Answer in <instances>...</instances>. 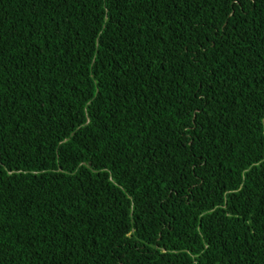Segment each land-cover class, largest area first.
<instances>
[{
    "label": "trees",
    "instance_id": "trees-1",
    "mask_svg": "<svg viewBox=\"0 0 264 264\" xmlns=\"http://www.w3.org/2000/svg\"><path fill=\"white\" fill-rule=\"evenodd\" d=\"M0 264H264V0H0Z\"/></svg>",
    "mask_w": 264,
    "mask_h": 264
}]
</instances>
